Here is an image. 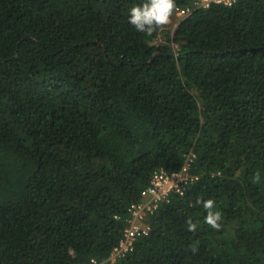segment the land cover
Instances as JSON below:
<instances>
[{
  "label": "trees",
  "instance_id": "1",
  "mask_svg": "<svg viewBox=\"0 0 264 264\" xmlns=\"http://www.w3.org/2000/svg\"><path fill=\"white\" fill-rule=\"evenodd\" d=\"M142 2L0 0V264H264V0L193 8L159 45L128 22ZM188 160L110 261L154 172Z\"/></svg>",
  "mask_w": 264,
  "mask_h": 264
},
{
  "label": "built area",
  "instance_id": "2",
  "mask_svg": "<svg viewBox=\"0 0 264 264\" xmlns=\"http://www.w3.org/2000/svg\"><path fill=\"white\" fill-rule=\"evenodd\" d=\"M238 0H234V5ZM214 4L225 5V0H191L185 7H178L175 14L180 18L186 17L193 8H209ZM189 161L179 171L167 173L163 169H158L152 176L149 186L141 192V200L131 204L129 208L130 217L128 226L125 228L124 236L112 251L109 258L115 262L117 259L133 251L137 240L147 236L151 232L149 218L162 203L170 199L172 193L184 194L189 184L194 180V176L189 173ZM87 264H101L96 258H91Z\"/></svg>",
  "mask_w": 264,
  "mask_h": 264
},
{
  "label": "clouds",
  "instance_id": "3",
  "mask_svg": "<svg viewBox=\"0 0 264 264\" xmlns=\"http://www.w3.org/2000/svg\"><path fill=\"white\" fill-rule=\"evenodd\" d=\"M233 2L234 0H225L227 7H231ZM176 8V0H143L142 3L134 5L129 9L128 22L136 31L151 36L156 33L157 30H161L171 23ZM182 19L179 20L181 21ZM259 181L260 172L258 170L254 173L252 182L259 183ZM195 203L201 205L206 212L204 223L219 231L222 227L220 221L223 217L222 213L216 210L215 200L211 198L206 200L198 198ZM186 224L188 231H197V224L193 223L191 218L186 221ZM197 250V247L191 246L193 254H195Z\"/></svg>",
  "mask_w": 264,
  "mask_h": 264
},
{
  "label": "rangeland",
  "instance_id": "4",
  "mask_svg": "<svg viewBox=\"0 0 264 264\" xmlns=\"http://www.w3.org/2000/svg\"><path fill=\"white\" fill-rule=\"evenodd\" d=\"M180 18L174 14L171 20V23L166 25L160 32V34L157 36V38L152 42L153 44L159 45L161 43L167 42L168 36L174 33ZM170 35V36H171ZM174 47L177 48V45L174 44Z\"/></svg>",
  "mask_w": 264,
  "mask_h": 264
}]
</instances>
